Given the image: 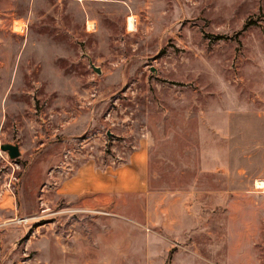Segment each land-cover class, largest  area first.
<instances>
[{
  "label": "rangeland",
  "instance_id": "374dc122",
  "mask_svg": "<svg viewBox=\"0 0 264 264\" xmlns=\"http://www.w3.org/2000/svg\"><path fill=\"white\" fill-rule=\"evenodd\" d=\"M261 111L264 0H0V144L21 152L0 150V264H264L259 208L235 210L259 143L238 117ZM139 148L149 197L117 212L149 225L58 194Z\"/></svg>",
  "mask_w": 264,
  "mask_h": 264
},
{
  "label": "crops",
  "instance_id": "0c3cea01",
  "mask_svg": "<svg viewBox=\"0 0 264 264\" xmlns=\"http://www.w3.org/2000/svg\"><path fill=\"white\" fill-rule=\"evenodd\" d=\"M243 113L238 117V133L239 136L243 134L242 130L247 131L252 126L259 129V143L246 142L238 145V156L241 160L237 165V176L239 181H244V189L238 193V206L235 210H240L245 214V211L255 216L259 208V246L264 242V112ZM246 135V134H245ZM259 162V165H258ZM148 180V158L144 148L133 150L128 155L125 162L118 165H106L105 168H97L93 165L83 166L78 168L76 172L64 179L58 189V194L66 198L67 201L76 203L81 207L95 208L114 212L115 217L125 218L129 222H134L142 225H149L152 220L149 212H147V204L144 205L146 214L143 215L142 220H135L127 215H120L117 209L121 206L123 200L142 199L147 200L149 191L147 190ZM257 181V188L253 189V182ZM256 186V185H255ZM259 200V203H258ZM123 203V202H122ZM165 208V207H164ZM166 214L167 209H163ZM235 215V214H233ZM229 220L230 213H229ZM168 216L161 218L163 228L169 231ZM251 221H246L245 226L247 229L251 227ZM170 232V231H169ZM167 240L165 251L167 253L175 248V241ZM223 244V243H222ZM149 237L145 240V247L147 251L145 254L148 256L152 253L150 250ZM177 251H174L176 255ZM118 257V256H117ZM115 259L116 256H115Z\"/></svg>",
  "mask_w": 264,
  "mask_h": 264
},
{
  "label": "water",
  "instance_id": "95a60500",
  "mask_svg": "<svg viewBox=\"0 0 264 264\" xmlns=\"http://www.w3.org/2000/svg\"><path fill=\"white\" fill-rule=\"evenodd\" d=\"M92 65V64H91ZM92 68L99 72V68L92 65ZM0 150L5 152L10 159H16L21 155V152L19 150V146L17 144H11V143H1L0 144Z\"/></svg>",
  "mask_w": 264,
  "mask_h": 264
},
{
  "label": "bare ground",
  "instance_id": "6f19581e",
  "mask_svg": "<svg viewBox=\"0 0 264 264\" xmlns=\"http://www.w3.org/2000/svg\"><path fill=\"white\" fill-rule=\"evenodd\" d=\"M23 26H24V25H22V23H16V24H15V29H17V30L20 32V30L23 29Z\"/></svg>",
  "mask_w": 264,
  "mask_h": 264
}]
</instances>
